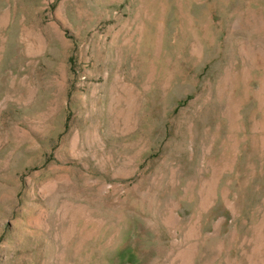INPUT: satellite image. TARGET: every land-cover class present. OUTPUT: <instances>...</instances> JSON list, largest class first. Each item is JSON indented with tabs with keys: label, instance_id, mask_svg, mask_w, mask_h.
<instances>
[{
	"label": "rangeland",
	"instance_id": "obj_1",
	"mask_svg": "<svg viewBox=\"0 0 264 264\" xmlns=\"http://www.w3.org/2000/svg\"><path fill=\"white\" fill-rule=\"evenodd\" d=\"M0 264H264V0H0Z\"/></svg>",
	"mask_w": 264,
	"mask_h": 264
}]
</instances>
